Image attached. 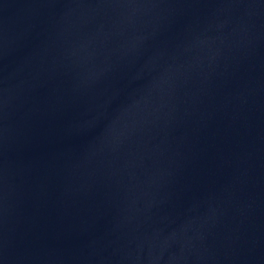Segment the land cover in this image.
I'll use <instances>...</instances> for the list:
<instances>
[{"label":"water","instance_id":"95a60500","mask_svg":"<svg viewBox=\"0 0 264 264\" xmlns=\"http://www.w3.org/2000/svg\"><path fill=\"white\" fill-rule=\"evenodd\" d=\"M0 264H264V0H0Z\"/></svg>","mask_w":264,"mask_h":264}]
</instances>
